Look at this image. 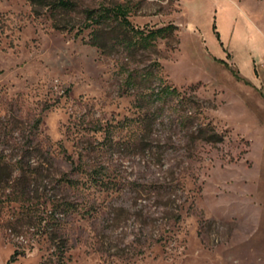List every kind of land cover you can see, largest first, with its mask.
I'll list each match as a JSON object with an SVG mask.
<instances>
[{
    "label": "rangeland",
    "instance_id": "obj_1",
    "mask_svg": "<svg viewBox=\"0 0 264 264\" xmlns=\"http://www.w3.org/2000/svg\"><path fill=\"white\" fill-rule=\"evenodd\" d=\"M52 1L0 0V153L38 171L47 199L83 197L59 179L98 169L66 264H264V0H72L126 5L139 28L176 24L142 59L199 102L217 144L193 140L170 107L138 128L125 54L90 45L80 9L53 16ZM20 211L0 206V264H43ZM17 245L26 253L11 261Z\"/></svg>",
    "mask_w": 264,
    "mask_h": 264
},
{
    "label": "trees",
    "instance_id": "obj_2",
    "mask_svg": "<svg viewBox=\"0 0 264 264\" xmlns=\"http://www.w3.org/2000/svg\"><path fill=\"white\" fill-rule=\"evenodd\" d=\"M39 3L42 6L41 1ZM48 5L53 16L61 13L70 16L80 9L81 32L91 29L88 43L108 56L119 52L125 54L126 62L123 63L121 71L125 75V84L137 96V108L140 111L138 128L152 131L153 125L163 116L166 108L170 107L176 110L177 119L190 132L193 140L212 144L223 142L224 136L210 123H205L201 117L202 111L195 109L199 102L194 97L183 95L164 80L160 74L161 63L153 59L147 65L142 59L148 52L155 51L158 40H169L176 36V24L151 28L136 27L129 19V8L123 4L80 8L72 0H53ZM149 145L152 148V144ZM84 172L85 179H73L63 174L58 182L60 186L66 185L71 191L84 192L83 197L68 195L47 199L39 192V187H35V191L32 188L34 183L35 186L39 184L41 175L38 171L27 169L22 159L13 161L4 153H0V206L7 202L20 205L17 222H20V225L30 222L35 226L37 241L44 243L49 251V256L43 264H66L67 255L72 249L73 217L85 218L87 214H93V205L86 194H89L88 191L93 185L99 186L101 178L98 169ZM174 218L178 222L181 215L175 214ZM25 248V245H17L10 260L16 261L23 256L26 253Z\"/></svg>",
    "mask_w": 264,
    "mask_h": 264
}]
</instances>
